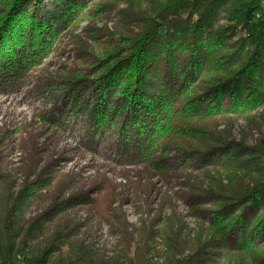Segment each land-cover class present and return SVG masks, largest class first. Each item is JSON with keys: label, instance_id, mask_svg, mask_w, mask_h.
I'll use <instances>...</instances> for the list:
<instances>
[{"label": "trees", "instance_id": "1", "mask_svg": "<svg viewBox=\"0 0 264 264\" xmlns=\"http://www.w3.org/2000/svg\"><path fill=\"white\" fill-rule=\"evenodd\" d=\"M43 1L0 0V86L23 76L24 65L44 48L50 25L56 30L82 17L90 3ZM107 5L126 6L119 31L127 36L113 35L110 60L96 81L107 112L126 109L130 130L123 134L121 157L131 147L129 158L150 162L158 135L166 137L162 145L169 137L167 145L179 143L181 156L199 157L203 167L217 153L214 170L224 181L207 177L204 194L215 207L208 214L210 229L193 245L166 235L162 250H155L152 240H124L115 257L100 258L82 245L62 244L68 239L63 228L26 218L23 194L9 190L0 193V264H206L203 249L209 244L201 240H218L209 248H230L226 240L233 233L238 243L232 255L264 264V241H254L264 236V134L251 148L234 147L218 130L230 117L244 120L264 111L261 0H109ZM95 119L89 116V127L102 120Z\"/></svg>", "mask_w": 264, "mask_h": 264}, {"label": "rangeland", "instance_id": "2", "mask_svg": "<svg viewBox=\"0 0 264 264\" xmlns=\"http://www.w3.org/2000/svg\"><path fill=\"white\" fill-rule=\"evenodd\" d=\"M88 1L82 17L56 30L50 25L44 48L24 65L23 76L0 86V193L23 194L26 218L63 228L68 239L62 244L82 245L100 258L115 257L124 240H152L162 250L160 240L172 234L193 245L209 231L208 214L215 210L204 194L207 177L224 181L214 170L218 155L203 167L199 157H182L179 143L169 146L167 137L162 145L166 137L158 135L150 162L129 158L131 147L121 157L130 130L126 109L107 112L96 81L110 60L113 35L127 36L119 31L126 6L111 10L109 0ZM89 116L102 120L89 127ZM229 119L218 130L234 147L251 148L264 134L263 110ZM206 241V264H252L232 255L235 233L226 240L230 248H209L218 240L201 245Z\"/></svg>", "mask_w": 264, "mask_h": 264}, {"label": "built area", "instance_id": "3", "mask_svg": "<svg viewBox=\"0 0 264 264\" xmlns=\"http://www.w3.org/2000/svg\"><path fill=\"white\" fill-rule=\"evenodd\" d=\"M261 13L264 19V0H261Z\"/></svg>", "mask_w": 264, "mask_h": 264}]
</instances>
